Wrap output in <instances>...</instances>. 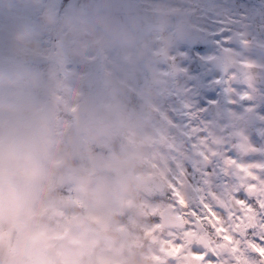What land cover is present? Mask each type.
I'll list each match as a JSON object with an SVG mask.
<instances>
[{
	"label": "clouds",
	"instance_id": "1",
	"mask_svg": "<svg viewBox=\"0 0 264 264\" xmlns=\"http://www.w3.org/2000/svg\"><path fill=\"white\" fill-rule=\"evenodd\" d=\"M0 264H264V0H0Z\"/></svg>",
	"mask_w": 264,
	"mask_h": 264
}]
</instances>
